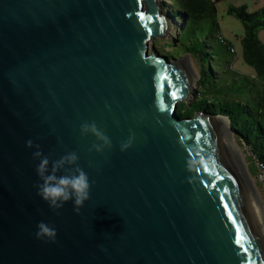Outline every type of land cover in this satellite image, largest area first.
Masks as SVG:
<instances>
[{
	"label": "water",
	"instance_id": "water-1",
	"mask_svg": "<svg viewBox=\"0 0 264 264\" xmlns=\"http://www.w3.org/2000/svg\"><path fill=\"white\" fill-rule=\"evenodd\" d=\"M170 29L157 0H0V264H264V209L227 121L177 114L197 77L151 45ZM85 122L112 147L93 150ZM35 145L78 154L79 214L37 195Z\"/></svg>",
	"mask_w": 264,
	"mask_h": 264
},
{
	"label": "trees",
	"instance_id": "trees-1",
	"mask_svg": "<svg viewBox=\"0 0 264 264\" xmlns=\"http://www.w3.org/2000/svg\"><path fill=\"white\" fill-rule=\"evenodd\" d=\"M221 1L161 0L159 4L173 22L169 41L182 56L190 57L198 72L193 99L180 103L177 114L183 118L205 111L225 117L234 138L245 147L249 174L263 190L259 176H264V45L256 31L264 30V7L251 14L245 6L228 10L243 25V59L253 68V75L247 76L233 69L235 49L220 35L216 4Z\"/></svg>",
	"mask_w": 264,
	"mask_h": 264
},
{
	"label": "clouds",
	"instance_id": "clouds-1",
	"mask_svg": "<svg viewBox=\"0 0 264 264\" xmlns=\"http://www.w3.org/2000/svg\"><path fill=\"white\" fill-rule=\"evenodd\" d=\"M82 136L89 133L102 143H94L92 149L97 153L103 152L105 149L112 147L111 139L104 134L95 122L83 123L80 126ZM134 136L130 135L128 140L120 146L121 151H126L131 147ZM26 146L33 147L31 140L26 142ZM36 151L33 158L38 159L36 166V174L41 183L37 187V195L44 200L51 209L58 210L68 201L74 202V211L79 214L81 207L85 201L90 199L91 183L88 174L78 164V154L69 152L57 160H52L39 150V145H35ZM63 170L62 175H57ZM37 239L47 238L50 242H55L57 231L54 227L41 221L37 224L35 233Z\"/></svg>",
	"mask_w": 264,
	"mask_h": 264
},
{
	"label": "rangeland",
	"instance_id": "rangeland-1",
	"mask_svg": "<svg viewBox=\"0 0 264 264\" xmlns=\"http://www.w3.org/2000/svg\"><path fill=\"white\" fill-rule=\"evenodd\" d=\"M160 2L161 0H157V4L160 8V11L162 12V8L159 5ZM240 6H245L246 12L251 14L259 10L260 8L264 7V0H223L220 3L216 4V18H217V22L219 26L220 35L225 40H227L229 43H231L235 49L236 58L232 64L233 69L238 71L241 74L250 76V75H253V68L245 63L243 59V52H242L241 39L244 34L243 25L240 22V20H238L236 17L228 14V10L230 7H240ZM168 20L171 23L170 31L165 32V35L163 38H155L152 41L151 45L154 46L155 51L158 52L160 55L170 57V58L180 57V58H177V60L179 61L183 59L184 56H188V55L182 56L183 53L177 47L173 46L172 43L169 41V36L172 34L173 22L169 17H168ZM256 38L259 43L264 45V30L263 29L256 31ZM191 63L195 71L197 80L191 84L189 95L187 99L184 101V103H187V104H189L193 99V94L196 91L197 81H198V72H197L196 65L192 62V60H191ZM228 129H229V132L232 134V140H233L234 145L241 152L240 159L245 169L248 172V166H247V160H246L247 153L245 151V147L243 145L238 144L236 138H234L233 133L230 130L229 124H228ZM250 177L253 180L254 189L264 209V191L257 185L254 176L250 175Z\"/></svg>",
	"mask_w": 264,
	"mask_h": 264
},
{
	"label": "bare ground",
	"instance_id": "bare-ground-1",
	"mask_svg": "<svg viewBox=\"0 0 264 264\" xmlns=\"http://www.w3.org/2000/svg\"><path fill=\"white\" fill-rule=\"evenodd\" d=\"M194 83V82H193ZM219 117H221V116H219ZM222 119H224V117H222ZM224 120H226L227 121V119L225 118ZM228 122V121H227ZM235 146V145H234ZM235 148H236V150H237V152H238V154H239V157L241 158V152L238 150V148L235 146Z\"/></svg>",
	"mask_w": 264,
	"mask_h": 264
},
{
	"label": "built area",
	"instance_id": "built-area-1",
	"mask_svg": "<svg viewBox=\"0 0 264 264\" xmlns=\"http://www.w3.org/2000/svg\"><path fill=\"white\" fill-rule=\"evenodd\" d=\"M259 180L264 184V176H259ZM263 187H264V185H263ZM263 191H264V189H263Z\"/></svg>",
	"mask_w": 264,
	"mask_h": 264
},
{
	"label": "snow or ice",
	"instance_id": "snow-or-ice-1",
	"mask_svg": "<svg viewBox=\"0 0 264 264\" xmlns=\"http://www.w3.org/2000/svg\"><path fill=\"white\" fill-rule=\"evenodd\" d=\"M175 95V94H174ZM239 242V241H238Z\"/></svg>",
	"mask_w": 264,
	"mask_h": 264
}]
</instances>
